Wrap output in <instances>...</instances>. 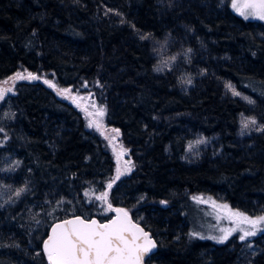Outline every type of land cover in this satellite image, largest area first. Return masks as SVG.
<instances>
[{"label":"trees","instance_id":"trees-1","mask_svg":"<svg viewBox=\"0 0 264 264\" xmlns=\"http://www.w3.org/2000/svg\"><path fill=\"white\" fill-rule=\"evenodd\" d=\"M19 69L89 93L134 166L99 201L114 167L103 140L44 82H17L0 100V264H48L51 225L107 220L109 203L154 237L145 264H264V232L191 235L208 209L194 197L264 213L263 22L230 0H0V81Z\"/></svg>","mask_w":264,"mask_h":264},{"label":"snow or ice","instance_id":"snow-or-ice-1","mask_svg":"<svg viewBox=\"0 0 264 264\" xmlns=\"http://www.w3.org/2000/svg\"><path fill=\"white\" fill-rule=\"evenodd\" d=\"M231 2L233 9L240 15L246 18L255 16L264 20V0H231ZM20 78L23 79L24 77L21 76ZM29 78L37 79L31 73H29ZM45 83L49 87H55L50 81L46 80ZM227 87L232 89L230 84ZM11 91V88L0 89V100L5 98L6 92ZM61 91L67 93L71 90L62 89ZM233 94L240 95L234 89ZM95 115L102 117L104 109L102 107L97 109ZM251 123L256 124V121L253 119ZM93 124H96L99 128L96 121L90 122L89 127H92ZM244 127H247V124ZM113 131L119 132L118 129H113ZM117 162L119 163V158ZM125 171H130V169L125 168ZM120 174V169L117 168V179ZM107 187L111 189L112 184L109 183ZM17 195H19V192ZM107 197L108 193L102 192L96 198L107 202ZM193 199L197 203L203 202L200 197H194ZM212 206L226 209L229 213L228 219L232 223L250 225L251 230L242 229L243 235L239 237L241 240L255 235L258 225L264 223V216L253 218L239 210L230 209L226 204L217 206L215 201H212ZM108 208L115 211L116 216L110 218L107 223H99L96 220L82 219L77 216L74 219H66L62 223L53 226L51 235L43 242L49 264H143L145 253L155 247V244L147 232L132 222L127 211L120 208L113 209L110 203ZM220 231L224 235L219 238L211 236H201L200 238L217 239L218 242L223 243L235 229L221 228ZM191 235H199V233H192Z\"/></svg>","mask_w":264,"mask_h":264},{"label":"rangeland","instance_id":"rangeland-1","mask_svg":"<svg viewBox=\"0 0 264 264\" xmlns=\"http://www.w3.org/2000/svg\"><path fill=\"white\" fill-rule=\"evenodd\" d=\"M230 8H231L233 13H235L236 15H238L239 17H241L245 20H256V21H260V22L264 23V20L259 19L258 17L248 16L246 18L245 16L240 15L236 10L233 9L231 0H230ZM29 73L36 76L37 79L41 80L44 83L47 80V81H50L53 85H55V87H49V85L47 83H45L46 86L49 87L58 97L67 100L74 107H76V109H78L83 116L85 128L89 131L96 133L103 140L105 147L107 148V150L111 153V155L113 157V163H114L113 174H112L110 180L106 182V185H105L106 188L103 191V192H107L108 191L107 185L109 183L112 184V182L117 180V178H116L117 177V168L120 169L121 174L119 175V178H121L122 176L127 175L132 171L134 164H133L132 159L129 155V151L123 146V144L120 140V133L114 132L113 129H116V128H113V127L107 125L106 119H105L106 110H105L104 106L97 104L94 101V99L90 96L89 93H80L78 91L73 90L71 87L59 86L55 82L54 77H52L48 73H43V72H33V71H29V70L19 69L13 75H11L8 79L0 81V89L11 88L12 91L6 92V94L13 93L14 87L17 84V82L24 80V79L25 80L31 79V78H29ZM21 76L24 78L23 79L20 78ZM62 89H70L71 91L65 93V92L61 91ZM101 107L104 109V115L102 117H98L95 115V113H96L97 109H99ZM92 121H96L99 124V128H97L96 124H93L92 127H89V124ZM250 122H251V118L246 117V119L244 121V125L245 124L248 125ZM244 125H242L243 127H241L239 129L238 135H237V138L240 140V142L249 133V129L247 127H244ZM118 158H119V163L117 162ZM125 168H129L130 171H125ZM100 194H98L97 197L100 196ZM99 201H102V200H99ZM202 201H203V203H205L206 207L208 208L207 210L205 208L207 216L204 215V217H205L204 218L203 217L204 211L199 210L200 214L197 212L195 214H192V217H191V220L193 223H197L200 220V225H201V223L204 224L206 231H201L199 233L201 236H203V237L211 236V237L219 238L222 235H224V233H222L220 231L221 228H224V229H235V231H233L231 233V235H229V237L234 235L237 239H240L239 237L241 235H243L242 229L251 230L250 225L232 223V221L230 219H228L229 213L226 209L216 208V207L212 206V201H215V200L205 199V197H204V198H202ZM215 203L217 206L225 204V203H221L218 201H215ZM116 207H123V206H120V205L113 206L112 205L113 209H115ZM230 209H232V208H230ZM106 210L110 211V213L112 215L113 211L108 208V204H106ZM125 211H127V210L125 209ZM257 216H264V213L259 214ZM257 216H252V217L255 218ZM207 222H210V223L206 226ZM261 229H264V223H261L260 225H258V228L256 229L255 235H251V236H248L246 238H251V237H254V236L264 232V230H261ZM210 240L213 242H216V243H220V242H218L217 239H210Z\"/></svg>","mask_w":264,"mask_h":264},{"label":"water","instance_id":"water-1","mask_svg":"<svg viewBox=\"0 0 264 264\" xmlns=\"http://www.w3.org/2000/svg\"><path fill=\"white\" fill-rule=\"evenodd\" d=\"M116 208L124 209L123 207H116ZM116 208H115V209H116ZM124 210H125V209H124ZM128 215H129V217L131 218V220H132V222H133L134 224H136L138 227L142 228L145 232L148 233L150 239H151V240L153 241V243L155 244V247H152V248L150 249L149 252L145 253L144 258H143V264H145L146 259H147L148 257H150L153 253H155V251H156V249H157L156 241H155L154 237L151 235V233H150L149 231H147V230H146V229H145L140 223H138L137 221H135V220L131 217V215H130L129 213H128ZM77 216L81 217L82 219L96 220V221L99 222V223H107V222H109V219H110V218H114V217L116 216V212L113 211L111 217H110L109 219H107V220H104V221H101V220L97 219L96 217L84 218V217H82L81 215H72V216H69V217L64 218V219H62V220L56 221V222H54V223L51 225V227H50V229H49V231H48L47 237L44 239V241L47 240L48 237L51 235V233H52V227H53V226H55L56 224H60V223H62V222H63L64 220H66V219H69V220H70V219H74V218L77 217ZM44 241H43V242H44ZM42 249H43V252L45 253V251H44V243L42 244ZM45 255H46V253H45ZM46 257H47V255H46ZM47 262H48V264H49L48 259H47Z\"/></svg>","mask_w":264,"mask_h":264}]
</instances>
